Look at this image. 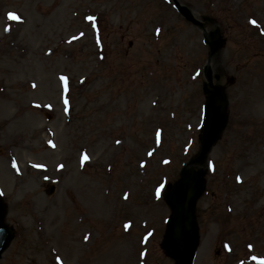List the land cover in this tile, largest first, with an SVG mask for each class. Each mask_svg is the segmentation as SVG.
Returning a JSON list of instances; mask_svg holds the SVG:
<instances>
[{
	"label": "rangeland",
	"instance_id": "rangeland-1",
	"mask_svg": "<svg viewBox=\"0 0 264 264\" xmlns=\"http://www.w3.org/2000/svg\"><path fill=\"white\" fill-rule=\"evenodd\" d=\"M178 1L219 29L229 115L194 264H251L264 259V0ZM208 53L170 1L0 0V186L15 233L0 264H177L164 195L200 151Z\"/></svg>",
	"mask_w": 264,
	"mask_h": 264
},
{
	"label": "water",
	"instance_id": "water-1",
	"mask_svg": "<svg viewBox=\"0 0 264 264\" xmlns=\"http://www.w3.org/2000/svg\"><path fill=\"white\" fill-rule=\"evenodd\" d=\"M177 5L181 14L188 21L203 28V24L197 21L187 8ZM216 35L217 31L210 35L206 34L207 42L211 47L210 58L214 57L221 45ZM206 77L210 82L211 90L208 89L207 85L205 86L209 101L204 123L201 154L183 170L182 182L166 195V201L173 210V217L169 222L168 234L163 246L169 256L177 258L178 264H193L197 249L198 231L195 221V203L204 190L202 180L204 170L201 169L198 173H193L191 168L198 164L204 165L209 151L219 139L228 120L225 114L226 99L222 89L213 85L212 71L209 67L206 69ZM0 212L1 258V254L11 241L12 235L10 230L2 225L3 209L2 211L0 209Z\"/></svg>",
	"mask_w": 264,
	"mask_h": 264
},
{
	"label": "snow or ice",
	"instance_id": "snow-or-ice-1",
	"mask_svg": "<svg viewBox=\"0 0 264 264\" xmlns=\"http://www.w3.org/2000/svg\"><path fill=\"white\" fill-rule=\"evenodd\" d=\"M13 19H18V17H16L15 15H13V17H12ZM89 19H92L91 17L89 18ZM253 23H255V21H253ZM61 79L62 80H66V78L65 77H61ZM33 87H35V85H33ZM54 146V145H53ZM85 159L87 160L88 159V157L87 156H85ZM125 198H127V197H125ZM262 264H264V262H262Z\"/></svg>",
	"mask_w": 264,
	"mask_h": 264
},
{
	"label": "bare ground",
	"instance_id": "bare-ground-1",
	"mask_svg": "<svg viewBox=\"0 0 264 264\" xmlns=\"http://www.w3.org/2000/svg\"><path fill=\"white\" fill-rule=\"evenodd\" d=\"M49 146V144H47ZM50 147V146H49ZM51 153V152H50Z\"/></svg>",
	"mask_w": 264,
	"mask_h": 264
}]
</instances>
